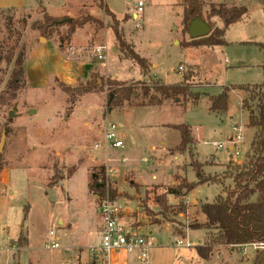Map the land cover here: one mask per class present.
I'll use <instances>...</instances> for the list:
<instances>
[{"label": "rangeland", "instance_id": "obj_1", "mask_svg": "<svg viewBox=\"0 0 264 264\" xmlns=\"http://www.w3.org/2000/svg\"><path fill=\"white\" fill-rule=\"evenodd\" d=\"M42 1L26 0L25 8L0 9V140L5 133L0 153L7 163L4 168L9 167L10 171L9 184H0V264H72L81 250L89 252L90 261L95 260L94 254H99L100 264H115L114 259L111 261L97 251L100 242L95 233L97 198L88 189L93 172L107 164L118 168V174L109 179L116 190L114 198L132 212L135 225H141L136 229L138 233L156 239L147 252V264H264V249H259L262 252L256 258V250L248 243L233 247V251L230 246L216 245L207 260L199 256L196 248L176 244L177 239H185L188 233L196 239L195 247L206 242L204 229L191 228L203 224L197 223L193 214L200 210L201 203L211 202L219 193L224 196L233 187L230 174L244 159V153L236 156L229 150V137L235 133L232 127L241 128L244 152L253 137L254 128L246 125L247 112L239 100V93L246 99L248 92L234 89L228 97L226 114L210 111L206 94H218L227 84L263 80L264 50L258 43H264V0H200L203 3L200 18L209 24V33L223 26L219 17H208L212 5L224 3L248 8L245 18L225 28L221 38L224 43L210 47L186 43L190 36L182 23L184 0H103L117 17L125 40L148 59L150 66L144 77L137 64L118 58L111 19L95 0ZM46 11L71 19L90 14L101 23H86L75 28L69 39L60 40L68 27L62 24L46 39L31 28ZM96 45H106L110 68L109 72H97L99 77L173 84L186 74L193 84L192 90L202 96L197 104L180 98L167 100L168 108L130 106L138 108L130 114L123 112L126 104L107 107L105 87L76 95L71 102L57 81L75 86L85 80L67 82L54 74L62 72L65 63L61 61L78 63L92 58L91 51ZM22 51L26 56L25 74L35 69L33 73L41 71L46 80L33 87L26 76L24 85L13 90L8 83L17 66V55ZM53 53L60 58L56 65L51 58ZM107 121L118 125L123 138L126 127L133 129V140L129 143L125 140V148L111 154L102 148V128ZM166 124L191 126L196 139L195 159L202 163L206 175H215L221 181L195 185L187 193L188 204L165 193L183 177L188 181L197 179L188 153L168 154L167 150L162 153L151 148L159 145L160 139H179L178 131ZM95 143L101 148H94ZM121 157L127 161H118ZM129 166L136 170L135 176ZM134 177L143 184L131 186ZM255 197L252 194L249 199ZM192 199L198 203L193 204ZM59 218L65 225L58 224ZM68 228L70 232H65ZM50 230L58 236L57 248L46 247ZM111 253L113 257L127 255L129 264H143L134 252L114 249Z\"/></svg>", "mask_w": 264, "mask_h": 264}, {"label": "trees", "instance_id": "obj_2", "mask_svg": "<svg viewBox=\"0 0 264 264\" xmlns=\"http://www.w3.org/2000/svg\"><path fill=\"white\" fill-rule=\"evenodd\" d=\"M97 6L103 10L111 19L112 31L115 38V48L119 59H127L138 65L140 74L144 77L149 69V61L141 56L135 49L133 43L126 41L123 29L118 27V20L115 14L105 5L103 0H95ZM183 28L187 32L188 23L202 13L203 3L200 0H184ZM208 17L217 16L222 20L221 28L215 27L206 36L191 38L186 43L193 47L215 46L224 43L222 36L225 28L231 23L242 20L248 15L246 5L227 6L224 3L212 5L207 13ZM101 23L93 15H82L72 18L70 22L65 17H55L47 12H43L41 20H35L31 28L38 30L40 35L46 39L60 25L67 24L64 35H60V40L69 39L75 28L82 27L86 23ZM264 49V43H258ZM60 47V44H59ZM59 50V48H58ZM24 52H19L16 60V68L11 73L8 87L15 90L24 85L25 62ZM263 70V80L252 84H227L222 87L218 94H206L209 110L224 114L227 110L229 92L239 89L249 93L248 98L242 100V107L246 110L248 120L247 126L254 128L253 137L248 149L244 152V159L235 165L234 173L230 174L233 187L226 191L223 196L218 194L211 202H203L200 210L204 213L206 221L203 224L191 225L192 229H204L206 242L196 247L200 257L207 259L210 252L216 245L236 247L253 242L264 241V63L261 65ZM98 80L101 84H98ZM59 88L65 92L70 101L76 95L87 94L97 89L105 87L108 91L107 107L122 106H150L160 105L164 100H184L190 99L193 104H197L202 96L201 92L192 90L193 84L189 75L183 74L182 79L173 84H163L159 81L147 83L144 79L140 80H118L114 77H99L97 73L90 75L83 83L75 86L67 85L62 81H57ZM110 94L113 95L110 100ZM70 110V109H69ZM179 133V142L171 148L177 154L188 153L190 165L196 172L195 181L183 179L176 185L167 189L168 194L177 197L185 196L195 185L200 183L221 182L217 177L206 175L202 170V163H199L193 153L195 143L192 137V129L187 124H170ZM7 165L0 153V174ZM228 176V175H227ZM90 192L99 197L107 193L110 197L116 196V190L110 185L99 184L93 175V181L88 185ZM256 194L252 200L249 197ZM28 207V206H27ZM27 210V209H26ZM262 251L256 250V258ZM255 264V262L251 263Z\"/></svg>", "mask_w": 264, "mask_h": 264}, {"label": "built area", "instance_id": "obj_3", "mask_svg": "<svg viewBox=\"0 0 264 264\" xmlns=\"http://www.w3.org/2000/svg\"><path fill=\"white\" fill-rule=\"evenodd\" d=\"M142 2H138V10H141ZM137 27H142L137 24ZM94 58L99 61L103 66L107 60V47L106 45H96L91 51ZM182 69V66H180ZM234 134L228 140V144L234 153L238 156L244 153V141L243 135L241 134L240 127H233ZM102 138L104 151L109 152L117 151L124 147V141L119 132L118 125L113 121H107L103 123ZM101 148L99 143L94 144V148ZM115 157V156H114ZM107 160H110L107 157ZM120 162H125L126 159L121 157L117 158ZM118 174L117 166L107 164L97 168L93 175L95 176L99 184L106 186L109 184V179ZM94 194V193H93ZM97 198V210L99 214V227H100V243L97 247V251L101 252L104 256L109 257V254L114 249H122L126 252H134L136 259L143 264H147V252L156 243L155 238L151 235L140 234L136 230V225L133 217L128 215V210L124 209L123 205L118 199L112 198L108 193L103 197ZM197 223H201V213L196 217ZM49 242L46 244L47 248L59 247L58 236L53 230L49 231ZM196 240L194 237H186L185 239H177V245L192 246ZM252 247L257 249H264V241L249 243Z\"/></svg>", "mask_w": 264, "mask_h": 264}, {"label": "crops", "instance_id": "obj_4", "mask_svg": "<svg viewBox=\"0 0 264 264\" xmlns=\"http://www.w3.org/2000/svg\"><path fill=\"white\" fill-rule=\"evenodd\" d=\"M41 2H43L42 0H40ZM27 6V4H26V0H0V9H7V8H16V9H21V8H25ZM47 13H48V11H46ZM49 14V13H48ZM133 16H137L136 15V13H134L133 14ZM56 17V16H55ZM114 47H112V51L114 50L113 49ZM264 50V49H263ZM53 57V58H52ZM51 58L52 59H54V65H56L55 63H57L58 64V62L60 63V58L57 56V54H55V53H53L52 54V56H51ZM62 63H65V64H62V66H61V73L60 74H54L55 76H57V77H59L60 78V80H64V81H67V82H72V81H74V80H76V79H78V78H81V79H83V80H86V79H88L89 77H90V75H92V74H94V73H102V72H109V63H108V65H107V61H106V64H105V66H103L99 61H97L95 58H94V56L92 57V58H87L86 60H83V61H81V62H78V63H76L75 61L74 62H71V61H69V60H65V62H63V61H61ZM34 70L35 69H33V70H31L30 71V73H27L26 74V76H27V80L29 81V83L31 84V86H33V87H39V84L41 83V85L43 84V82L46 80V78H44V74H42V72L41 71H35V73H33L34 72ZM53 72H55V71H53ZM232 91H235L234 89L233 90H231L230 92H229V94L232 92ZM239 95H240V106H241V108L242 109H244L243 107H242V103H241V101L243 100V98L244 97H242L241 96V94L239 93ZM166 101L167 100H164V101H162V103L160 104V105H150V106H141V108H146V107H159V108H168L167 106V103H166ZM138 108H131L130 106H128L127 105V108L123 111L124 113H126V114H130V112H132L133 110H137ZM208 109H209V104H208ZM245 110V109H244ZM246 112V111H245ZM120 114H122V112L120 113ZM224 114H226V113H224ZM247 120H248V118H247ZM168 124H166V126H167ZM246 125H247V122H246ZM168 127V126H167ZM234 127V126H233ZM233 127H232V130H233ZM125 131V136H124V138L122 137L123 135H122V132H120L121 133V137H122V139H123V141H128V143H129V141L130 140H133V138H132V132H133V129H132V127L131 126H128V127H126L125 129H124ZM234 131V130H233ZM254 134V133H253ZM233 136V133H231V135H230V137H229V139L231 138ZM172 137H174V136H172ZM192 137L194 138V140H196L195 139V137H194V135H193V133H192ZM178 142H179V139H169L168 141L167 140H161L160 139V141H159V145H152L151 146V148H152V150H154V152L157 150L158 151V149L163 153V152H167L168 151V154H172L173 153V151H171V147H173V146H175V145H177L178 144ZM157 146H161L160 148L159 147H157ZM125 148V142H124V147L122 148V149H124ZM169 148H170V150H169ZM134 149H131V151H133ZM167 150V151H166ZM229 150H230V152H232V150H231V148H230V146H229ZM118 151V150H117ZM233 153V152H232ZM234 154V153H233ZM155 156H152L151 158L153 159ZM176 157H178V155L177 156H175V158ZM123 158H125L126 159V161H127V158L126 157H123ZM125 161V162H126ZM125 162H123V163H125ZM127 168H130V169H132L133 170V172H134V176H135V173H136V170L135 169H133V167H131V166H129V167H127ZM126 168V169H127ZM126 169H125V171H126ZM155 176L153 175V178H154ZM184 179H186L187 180V178H185V177H183ZM6 179V180H5ZM188 181V180H187ZM9 182H10V171H9V167H7V168H4L2 171H1V180H0V184L2 185V184H9ZM175 182V181H174ZM138 184H143V183H140V182H138V181H136L135 180V177L133 178V179H131L130 180V185L131 186H135V187H138ZM165 191V190H164ZM165 193H167V190L165 191ZM219 194H221V193H219ZM168 195H172V194H168L167 193V196ZM94 196V195H93ZM173 197H174V200L175 201H177V200H179L180 198L182 199V202L183 203H187L188 204V201H187V194L185 195V196H183V197H177V196H175V195H172ZM216 197V196H215ZM214 197V198H215ZM168 198V197H167ZM213 198V199H214ZM192 203L193 204H197L198 203V201L196 200V199H192ZM174 204H176L175 202H174ZM95 208H96V212H97V217H98V223H97V231H95V233H96V235L98 236V237H100V234H99V231H100V227H99V214H98V210H97V207L95 206ZM129 212V211H128ZM131 213L132 212H129L128 213V215H130L131 216ZM199 213H201V223H205V221H206V217H205V215H204V213L201 211V210H197V211H195L194 212V214H193V216H197ZM179 215H183L182 213H180ZM192 216V217H193ZM132 217V216H131ZM191 217V218H192ZM136 222V221H135ZM58 224H61V225H65V222L63 221V219H61V218H59L58 219ZM143 225H145V224H143ZM141 225H136L135 227H137L136 229H138L139 227H140ZM64 229V228H63ZM69 229V230H68ZM68 229H65V230H67V231H65V232H70V229L71 228H68ZM166 229H168V228H166ZM186 229V228H185ZM168 230H170V229H168ZM89 234H90V231L88 232ZM151 233V232H150ZM64 234H66V233H64ZM188 236H190L189 235V233H188ZM92 240V239H91ZM155 241H156V239H155ZM100 243V242H99ZM196 244L197 243H194L193 245H192V247H194V248H196L195 246H196ZM249 244V243H248ZM233 247H231L230 248V250L231 251H233ZM63 255V254H62ZM61 255V256H62ZM64 257H66V255H63ZM94 261H90V254H89V252L88 251H84V250H81V253H80V256L79 255H77V254H75V256L73 257V262L75 263V264H77V263H81V264H100L99 263V259L101 258L100 257V255L99 254H94ZM109 258H110V260L112 261V259H114V261H115V264H118L120 261H122V262H125V264H129L128 262H127V255H120V254H118V255H114V257L112 256V253H110L109 254ZM205 260H207V259H205ZM72 261V260H71ZM73 262H72V264H73ZM96 262V263H95ZM111 264V263H110Z\"/></svg>", "mask_w": 264, "mask_h": 264}, {"label": "water", "instance_id": "obj_5", "mask_svg": "<svg viewBox=\"0 0 264 264\" xmlns=\"http://www.w3.org/2000/svg\"><path fill=\"white\" fill-rule=\"evenodd\" d=\"M67 21L70 22L71 18H67ZM187 32L191 38L203 37L209 34L210 26L203 19H201L200 16H196L191 21H189ZM112 97L113 95L110 94V100L112 99ZM4 138H5V133H2L0 140V149L4 142Z\"/></svg>", "mask_w": 264, "mask_h": 264}]
</instances>
